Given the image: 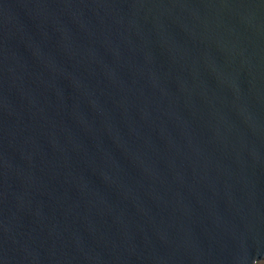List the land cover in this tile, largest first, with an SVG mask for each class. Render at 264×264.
<instances>
[{"label": "water", "instance_id": "water-1", "mask_svg": "<svg viewBox=\"0 0 264 264\" xmlns=\"http://www.w3.org/2000/svg\"><path fill=\"white\" fill-rule=\"evenodd\" d=\"M0 264H264V0H0Z\"/></svg>", "mask_w": 264, "mask_h": 264}]
</instances>
